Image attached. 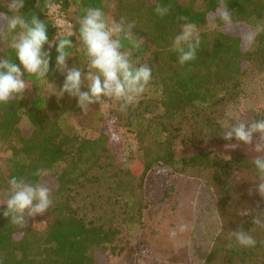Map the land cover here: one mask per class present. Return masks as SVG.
I'll use <instances>...</instances> for the list:
<instances>
[{
    "label": "trees",
    "instance_id": "16d2710c",
    "mask_svg": "<svg viewBox=\"0 0 264 264\" xmlns=\"http://www.w3.org/2000/svg\"><path fill=\"white\" fill-rule=\"evenodd\" d=\"M6 2L0 0V13L6 11ZM52 2L61 5L71 22L74 46L79 43V17L90 6L102 8L116 22L123 20L132 25L134 37L141 42L132 50V58L149 65L152 73L143 93L121 110L117 120L125 126L136 124L142 162L135 169L114 163L110 136L103 129L106 119L97 115L98 104L90 105L84 113L86 125L95 133L90 137L62 127L47 113L48 100L39 92L41 85L60 79L63 83L61 72L51 70L49 80L26 77V89L36 88L37 94L24 92L0 103V264H99L101 255L107 257L106 264L119 256L123 257L121 264H138L140 255L125 243L122 229L87 216V209L95 211L96 207L91 197H85L86 188L100 187L104 180L114 202L124 206L125 215L130 212L131 220H139L145 208L144 186L156 171L184 175L209 168L224 177L235 171L250 173L252 162L243 156L221 159L200 152L177 159L175 148L178 143L195 146L207 137L223 138V112L238 98L242 77L253 66L264 69V31H252L264 17V0ZM158 3L168 8L167 14L156 13ZM24 5L23 11L40 15L49 24V38L55 35L57 29L47 15L45 0H24ZM226 9L232 16L229 22L221 18ZM182 17L195 26L214 24L199 33L201 43L196 57L183 65L171 46L181 24L186 22ZM242 28L253 33L248 44ZM3 34L0 21V35ZM123 44L131 49L127 40ZM72 51L68 65H85L83 51L75 47ZM4 55L11 57V50L0 44V56ZM51 56L54 64V46ZM61 112L74 117L63 106ZM40 168L48 171L37 177L36 170ZM13 175L33 182L39 179L43 184L48 179L55 185L49 191L50 207L41 215L26 217L22 225L12 224L2 214L8 179ZM230 249L223 264H234L235 257L243 253L240 248L237 252ZM206 264H212L211 258Z\"/></svg>",
    "mask_w": 264,
    "mask_h": 264
},
{
    "label": "rangeland",
    "instance_id": "374dc122",
    "mask_svg": "<svg viewBox=\"0 0 264 264\" xmlns=\"http://www.w3.org/2000/svg\"><path fill=\"white\" fill-rule=\"evenodd\" d=\"M261 23H264V17ZM213 26L211 22L196 26V29L200 33ZM66 30L71 31V25ZM252 37L251 31H244L245 43L248 44ZM0 44H6L4 34L0 35ZM61 84L60 79L41 85L39 92L48 100L47 113L58 119L62 127L74 129L81 137L93 136L94 130L86 125L85 111L79 109L76 99L67 94L60 97L58 88ZM37 92L36 88L28 87L25 94L35 96ZM121 102L106 98L98 104L97 115L106 119L103 129L110 136L114 163L135 169L142 162L136 138L137 128L136 124L125 126L122 120L121 124L117 120L122 110ZM62 106L72 111L74 117L61 112ZM260 117H264V69L253 66L242 77L239 96L225 108L221 124L230 123L234 118L251 121ZM227 143L224 138L216 137L204 138L195 146L178 143L176 157L207 152L228 159L237 154L251 163L256 155L264 154L255 150L257 144L264 148V139L259 136L250 144L233 139L235 145L230 148L225 147ZM249 171L248 175L235 171L225 177L209 168L184 175L166 170L156 171L144 186L142 202L145 208L139 220H131L130 212L128 216L125 215L124 206L114 202L103 180L100 187L90 185L86 188L85 197H91L96 209H87L85 213L92 219L113 223L122 229L125 243L140 255L138 264H206L209 258L212 264H223L230 248L236 252L240 248L243 252L235 257L234 264H264V223L254 222L257 216L264 220V197L254 187L257 179L254 166ZM44 185L49 191L55 188L48 179H45ZM127 218L130 220L126 221ZM180 224L187 225L184 231L178 230ZM237 229L249 231L256 241L255 245L246 247L238 244L233 235ZM173 230H176V235L170 237L169 233ZM122 259L119 256L110 264H121ZM98 262L106 264L107 257L99 256Z\"/></svg>",
    "mask_w": 264,
    "mask_h": 264
},
{
    "label": "clouds",
    "instance_id": "9594fccd",
    "mask_svg": "<svg viewBox=\"0 0 264 264\" xmlns=\"http://www.w3.org/2000/svg\"><path fill=\"white\" fill-rule=\"evenodd\" d=\"M24 0H7L6 11L0 13L3 23L7 47L12 56H0V103L8 102L13 96H19L27 87L26 77L48 79L51 70L61 72L63 83L58 88L60 97L67 94L76 99V104L86 111L92 104H101L106 98L122 101L121 109L143 93L151 79L152 68L144 63H138L132 58V50L140 47L141 42L134 37L132 25L123 20L116 22L100 7H88L78 20V44L74 46L72 32L65 29L67 21L61 16H55L56 33L51 38L48 35V23L35 13L23 11ZM47 15L52 16L58 5L52 0H45ZM155 11L163 16L168 8L157 4ZM222 20L229 22L231 13L223 11ZM186 21V18H183ZM253 33L264 31V23L257 22ZM251 38V37H250ZM127 40L131 49L126 48L123 41ZM201 37L196 26L184 22L180 31L172 40V48L177 52L178 62L183 65L196 57L200 47ZM55 47V62L51 63V50ZM83 51L86 57L85 65H68L73 57V48ZM220 135L228 141L225 147H233V139L237 142L250 144L259 136L264 139V117L246 121L234 118L222 126ZM255 150L264 152L259 144ZM257 174L255 190L264 197V154L256 155L252 160ZM48 169L36 170V176L41 177ZM9 189L4 201L3 215L12 224L22 225L26 217L43 214L51 205L49 188L40 182L27 181L13 175L8 179ZM255 223H264L260 216L254 217ZM186 224L177 226L184 231ZM176 235V230L169 233ZM233 235L238 244L253 246L256 241L249 231L237 229Z\"/></svg>",
    "mask_w": 264,
    "mask_h": 264
},
{
    "label": "built area",
    "instance_id": "2783aa9c",
    "mask_svg": "<svg viewBox=\"0 0 264 264\" xmlns=\"http://www.w3.org/2000/svg\"><path fill=\"white\" fill-rule=\"evenodd\" d=\"M55 4H57V3H55ZM57 5H58V8L56 9V12H55L52 16H50V18L53 20V23H54V18H55V16H61V17H63V19H64L65 21H67V23H66L65 26H64L65 29H66V28L70 27L71 23H70V21L67 19L66 14H65V12L63 11L61 5H60V4H57ZM54 25H55V23H54ZM55 27H56V25H55Z\"/></svg>",
    "mask_w": 264,
    "mask_h": 264
}]
</instances>
